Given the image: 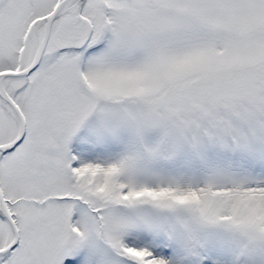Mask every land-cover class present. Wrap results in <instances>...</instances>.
<instances>
[{
    "label": "snow or ice",
    "instance_id": "6c2138e0",
    "mask_svg": "<svg viewBox=\"0 0 264 264\" xmlns=\"http://www.w3.org/2000/svg\"><path fill=\"white\" fill-rule=\"evenodd\" d=\"M0 264H264V0H0Z\"/></svg>",
    "mask_w": 264,
    "mask_h": 264
}]
</instances>
